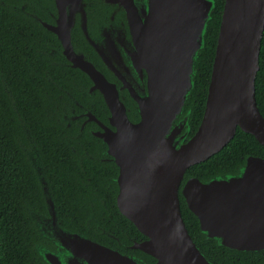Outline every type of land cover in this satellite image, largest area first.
Wrapping results in <instances>:
<instances>
[{
  "label": "water",
  "instance_id": "1",
  "mask_svg": "<svg viewBox=\"0 0 264 264\" xmlns=\"http://www.w3.org/2000/svg\"><path fill=\"white\" fill-rule=\"evenodd\" d=\"M123 1L134 41L132 65L148 73L139 82L140 94L134 93L138 120L128 116L116 85L74 50L75 13L82 11L86 19L85 0H56V24L33 17L61 40L67 57L90 75L112 110L116 129L105 127L99 135L119 167L118 206L148 236L137 246L156 257L155 264H215L189 232L182 194L208 238L234 250H264V157L249 155L237 174L209 181L191 176L181 188L189 167L220 151L238 127L264 145V114L256 98L264 0H225L204 116L190 137V113L184 110L216 1ZM77 236L82 249L97 250L73 252L82 264H142ZM39 249L57 263L50 252Z\"/></svg>",
  "mask_w": 264,
  "mask_h": 264
},
{
  "label": "trees",
  "instance_id": "2",
  "mask_svg": "<svg viewBox=\"0 0 264 264\" xmlns=\"http://www.w3.org/2000/svg\"><path fill=\"white\" fill-rule=\"evenodd\" d=\"M215 1L216 6L205 34V45L195 61V85L184 110V114L190 113L189 137L198 130L206 107L225 4V0ZM20 7L19 0H0L1 264H40L43 257L38 243L42 232L37 224V214L46 210V200L41 176L36 171L37 164L42 166L60 208L80 204L73 212H77L81 218L83 233L92 224L98 226V234L102 229L112 233L111 227L119 231L124 228L132 236L142 235L120 208L113 205L116 202L108 185L116 188L115 197L119 192V167L114 160L109 163L95 159L92 154L95 155L96 148L90 146L86 152L80 146V143L96 142L89 132L72 137L74 139L71 141L67 138L69 130L57 118L55 109L59 92L56 83L66 82L65 67L53 62L55 57L48 52L46 41L59 39L28 14L26 8ZM77 72L84 74L81 70ZM256 98L264 114V34L256 78ZM78 138L84 140L79 142L76 140ZM101 143L105 145L103 141ZM27 147L33 150V155H37L38 159L28 155ZM249 155L264 157V145L253 134L238 127L235 136L220 151L190 166L183 182L191 176L209 181L215 177L237 174ZM115 175V179L111 178ZM180 199L189 232L213 263L264 264V250H234L219 245L214 238H208L182 194ZM107 217H112L116 224L109 222Z\"/></svg>",
  "mask_w": 264,
  "mask_h": 264
},
{
  "label": "flooded vegetation",
  "instance_id": "3",
  "mask_svg": "<svg viewBox=\"0 0 264 264\" xmlns=\"http://www.w3.org/2000/svg\"><path fill=\"white\" fill-rule=\"evenodd\" d=\"M141 1L143 0L136 2ZM85 3L86 19L83 17L82 11L75 13V26L72 29L74 50L77 53H83L105 75L108 81L116 85L120 99L127 108L128 116L133 120H138L140 119L137 110L138 101L134 93L140 94L139 82L141 79L146 81L148 73L146 69L142 73L132 65L134 41L127 10H125V2L123 0H85ZM19 4L23 9L26 8V12L31 16H38L51 24L57 23L59 14L56 0H19ZM85 30H87L88 35ZM46 41L48 52L52 57H55L53 62L65 67L64 78L66 82L56 83L59 92L57 99H55V109L57 118L62 120V124L69 130L67 138L71 141L74 139L72 137L89 132L96 138V142L80 143V146L86 152L91 147L92 149L96 148L95 155L92 154L95 159L113 162V157L108 153L107 143L99 135L100 132L105 131V127L112 130L116 129V126L111 122L112 110L101 89L96 86L87 72L73 65V62L65 54L60 39L58 41L52 39ZM77 70H81L84 74L76 73ZM97 138L103 141L105 145H102ZM76 140L81 142L84 139L78 138ZM72 148L74 149V145ZM26 151L29 152V156L31 154L32 159L33 157L38 159L37 155H33V150L27 147ZM41 162L44 164V158ZM36 171L41 176L46 200V210L37 214V224L40 232H42L41 240L38 243L43 247V252H50L54 261H57L55 264H82V258L76 257L73 252H97L96 249H82V243L77 236L79 233L122 254L134 256L142 264H155L157 262L156 257L137 246L148 239V236L143 232L142 235L132 236L124 228L119 231L110 227L112 233L102 229L101 234H98V226L90 224L89 230L86 229V232L83 233L80 226L81 218L77 212H73L79 208L80 204L75 203L72 207L60 208L40 164L36 165ZM117 175L111 176V178L115 179ZM108 188L111 190L113 201L115 198L116 203L113 202V205H117L119 208L117 194L115 197L114 193L116 188L112 184H109ZM49 200L51 204H49ZM107 218H109V222L116 224L112 217ZM137 230L139 229L137 228ZM41 258L40 264H53L50 257L43 256Z\"/></svg>",
  "mask_w": 264,
  "mask_h": 264
}]
</instances>
